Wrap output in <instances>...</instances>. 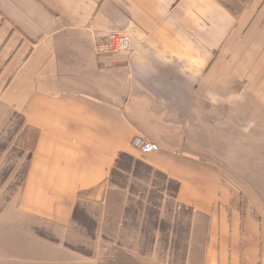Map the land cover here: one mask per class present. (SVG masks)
I'll list each match as a JSON object with an SVG mask.
<instances>
[{"label":"crops","instance_id":"0c3cea01","mask_svg":"<svg viewBox=\"0 0 264 264\" xmlns=\"http://www.w3.org/2000/svg\"><path fill=\"white\" fill-rule=\"evenodd\" d=\"M108 33L130 36L129 54L98 56ZM240 98L241 123L264 124V0H0V136L18 115L29 155L0 194V264H101L123 235L122 155L191 210L184 264H264V204L210 157Z\"/></svg>","mask_w":264,"mask_h":264},{"label":"rangeland","instance_id":"374dc122","mask_svg":"<svg viewBox=\"0 0 264 264\" xmlns=\"http://www.w3.org/2000/svg\"><path fill=\"white\" fill-rule=\"evenodd\" d=\"M231 88L241 96V86ZM234 105L229 125L221 123L214 130L215 155L210 157L227 169L223 174L237 190L252 192L264 204V124L241 123V98ZM21 122L16 115L0 136V194L6 198L17 191L27 168L29 155L13 144ZM11 174L10 185L4 187ZM113 183L127 195L123 235L105 251L101 264H184L192 212L177 204L176 186L130 157L121 161ZM90 210L83 205L76 217L92 233L94 222L86 216ZM102 244L109 245L104 237ZM92 252L85 249L89 255Z\"/></svg>","mask_w":264,"mask_h":264},{"label":"built area","instance_id":"2783aa9c","mask_svg":"<svg viewBox=\"0 0 264 264\" xmlns=\"http://www.w3.org/2000/svg\"><path fill=\"white\" fill-rule=\"evenodd\" d=\"M130 43L131 37L128 35L108 33L103 41L96 44V53L98 56L126 55L130 52ZM133 146L144 155L159 151L157 144L140 136L134 139Z\"/></svg>","mask_w":264,"mask_h":264},{"label":"trees","instance_id":"16d2710c","mask_svg":"<svg viewBox=\"0 0 264 264\" xmlns=\"http://www.w3.org/2000/svg\"><path fill=\"white\" fill-rule=\"evenodd\" d=\"M126 157H130V158H132L131 156H128V155H122L120 158H119V160H118V162H117V170L119 169V167L121 166V161L124 159V158H126ZM133 159V158H132ZM138 162H140V161H138ZM142 163V162H141ZM144 165V164H143ZM117 170L115 169V171H114V174H113V176L115 175V173L117 172ZM175 190H176V187H175Z\"/></svg>","mask_w":264,"mask_h":264},{"label":"bare ground","instance_id":"6f19581e","mask_svg":"<svg viewBox=\"0 0 264 264\" xmlns=\"http://www.w3.org/2000/svg\"><path fill=\"white\" fill-rule=\"evenodd\" d=\"M129 54V53H128ZM127 55V54H126Z\"/></svg>","mask_w":264,"mask_h":264}]
</instances>
